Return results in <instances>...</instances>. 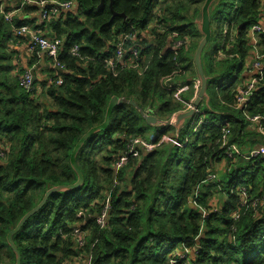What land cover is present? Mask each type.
<instances>
[{"label": "trees", "instance_id": "1", "mask_svg": "<svg viewBox=\"0 0 264 264\" xmlns=\"http://www.w3.org/2000/svg\"><path fill=\"white\" fill-rule=\"evenodd\" d=\"M58 1L77 6L65 19L50 20L51 38L62 44L57 57L62 68L49 67L48 81L36 80L30 89L19 84L21 70L12 72L15 50L10 45L17 40L12 28L21 22L12 25L0 15L2 263L15 262L6 235L20 218L49 188L76 181L70 153L89 128L102 123L112 96L133 100L138 108L163 120L182 110L193 96L189 90L180 101L174 99L163 78L172 75L177 65L186 72L201 37L195 20L204 0H113L112 9L125 16L113 19L109 0L101 6V0ZM33 6L23 8L28 12ZM213 7L211 37L214 34L220 43L212 56L210 75L219 83L215 100L207 85L208 104L202 102V110L178 131L176 141L185 145L163 142L148 152L138 149V155L129 157L115 173L113 163L133 137L147 141L153 129H164L161 134L174 129L147 125L131 104L115 106L107 128L91 135L76 155L83 184L51 194L13 235L20 264H78L88 259L91 264H170V253L180 250L181 243L190 249L189 264H264V157L246 155L256 145H264V136L234 106L243 80L224 81L236 63L240 67L253 55L247 31L263 17L264 4L216 0ZM148 26L146 38L127 42L138 48L144 70L108 71L103 60L113 54L120 36L139 35ZM225 28L226 43L231 39L222 51L234 56L218 59ZM172 32L190 39L187 51L178 50L175 55L167 47ZM74 45L80 56L71 53ZM257 49L264 55V32L258 35ZM39 53V49L32 51L27 69L41 66ZM49 65H53L51 59ZM58 77L61 84L56 82ZM182 77L185 80L187 74ZM246 113L259 115L264 126V70ZM223 120L229 122L227 144H236L240 155L225 154ZM174 133L168 135L173 139ZM209 173L216 178L206 180ZM107 200L106 225L100 227L96 217ZM200 207L206 210L205 216ZM237 210L235 219L232 213ZM75 227L84 234L81 246L73 235Z\"/></svg>", "mask_w": 264, "mask_h": 264}, {"label": "built area", "instance_id": "2", "mask_svg": "<svg viewBox=\"0 0 264 264\" xmlns=\"http://www.w3.org/2000/svg\"><path fill=\"white\" fill-rule=\"evenodd\" d=\"M261 2L264 4V0H261ZM23 3L27 4H36L40 8L41 16L44 20H50L56 17V15L62 11L67 10L72 6V3L70 1H64L60 2L58 0H23L21 5ZM15 10L7 11L3 5V0H0V15L3 16L4 20L6 22L12 21V16ZM150 26H148L146 29L141 30L140 34L138 35L136 32L132 35H121L118 41L115 44L114 52L111 56L105 58L103 62L105 63L106 69L110 72L117 73L120 70L123 69H134L141 73L144 70L143 67V61L140 57V53L138 48L135 45L128 46L127 42H135L137 38L141 40L142 38L147 37V31ZM248 37H249V44L251 45V48L253 50V61L252 65L255 69V75L252 77L247 78L245 83L242 86L237 87L235 92V103L234 106L242 109L244 112V115L248 119V121L252 123L257 124V130L264 136V126L261 125V117L259 115L255 116H248L247 115V104L256 88V85L258 83V80L261 79L262 72L264 70V55L260 54L257 49V38L258 35L264 32V15L261 18L260 21H257L256 23L252 24L248 29ZM13 35L14 36H28L29 40V50L33 51L35 49H39L43 54L48 56L52 62V67L56 70L62 68V65L59 63L57 57H58V51H59V45L61 42L59 40H52L43 34H41L37 29H34L28 25H20L18 27L13 28ZM227 35L226 28L223 32L224 40L221 43V46L217 53V58H225L227 56L232 57L234 54H225L222 51V46H228L230 44L231 36L229 37V43H226L225 37ZM190 45V39L187 36H181L178 32H172L169 35V43L167 47L173 51V53L176 55L178 50H184L187 49ZM72 54L76 56L79 55V48L77 45H74L72 49L70 50ZM183 69L177 65L175 71L172 75L167 76L163 78V82L166 85V88L170 91H172V97L178 101L182 99V94L189 91L190 89L193 91V97L196 95V93L199 90V80L193 79L192 81H182V82H174L175 78L177 76H181L183 73ZM57 75V74H56ZM177 75V76H176ZM31 73L30 68L26 69L23 74L19 77V84L26 88L30 89L32 87L31 83ZM62 79L60 77L57 78L56 82L58 84H61ZM193 99V98H192ZM192 101V100H191ZM191 101L189 104H186L183 108V110H187L191 106ZM199 111V109L196 111V113ZM221 130H222V147L225 148V154L227 157L231 158L235 155H240L242 151L236 144H227V138L229 133V122L227 120H223L220 123ZM177 132L175 133V137L172 139L171 136L167 134H162L158 141L154 142L152 141H145L142 140L139 137H133L129 143L126 146V150L115 160L113 163V170L115 173H117L122 167H124L128 161L129 157H135L138 155V149L144 150V151H151L157 146L161 145L163 142H171L172 145H178L182 147L185 145V143L180 144L177 140ZM187 142V140H186ZM263 156L264 157V145L259 144L256 145L250 152L249 156ZM216 178L215 174H208L206 180H213ZM240 191L243 196H246L245 191L243 188H240ZM197 191L194 192V196L196 197ZM245 202L241 203V206H244ZM201 208V207H200ZM110 209V205L108 204V200L106 201L105 205L103 206L100 214L96 217V223L100 227H104L106 225L107 220V213ZM215 209V208H214ZM203 216L206 215V210L201 208ZM233 218H238L239 211H235L232 213ZM73 235L75 238V241L78 245L84 244V234L82 230L79 227H75L73 229ZM171 259L170 264H189V258H190V249L184 245V243H181L180 250H175L170 253ZM78 264H91L90 260H82Z\"/></svg>", "mask_w": 264, "mask_h": 264}, {"label": "water", "instance_id": "3", "mask_svg": "<svg viewBox=\"0 0 264 264\" xmlns=\"http://www.w3.org/2000/svg\"><path fill=\"white\" fill-rule=\"evenodd\" d=\"M103 1L104 0H101L99 6L102 5ZM215 1L216 0H204V3L202 4V6L200 8L199 18H197L195 20V24L197 26V30L199 31V33L201 35V38L198 41L197 46L195 48V51L193 53V63H194L197 79L199 80L200 86H199L198 92L196 93V95L193 97V99L191 101L190 108L187 110H179V111L173 113L168 119L163 120V119L158 118L152 112L148 113V112L142 110L141 108H138L133 100H123L117 96H112L108 102L102 123L89 128L78 139V141L76 142V144L74 145V147L70 153L69 161H70V165H71L72 169L76 173V176H77L76 181L71 183V184L57 185V186H53V187L49 188L44 193L42 199L38 202V204L36 206H34L32 209H30L28 212H26L20 218V220L18 221L16 226L7 233V235H6L7 244L10 246V248L12 249V251L15 254V262L13 264H20V262H21L20 252L17 249V247L14 244L13 239H12L13 235L21 228V226L26 222V220L28 218H30L33 214H35L45 204V202L47 201L48 197L51 194H53L55 192L69 191V190L75 189V188H77L83 184L84 177H83L82 171L80 170V168L78 167V165L76 163V155H77L79 149L85 143V141L91 135L107 128V126L109 125L111 112L115 106L121 105L123 103L131 104L137 108V110L139 111L140 115L144 118L147 125L156 126V127L172 126L173 128H175L176 132L178 133V131L184 126L185 121H187V120L190 121L189 119H191L196 114V111L198 110L199 106H201L202 102L206 105L208 104L209 95L207 93V85H208L209 77L205 74V72L203 70L201 54H202L203 48L208 43V41L210 40L211 35H212L210 9H211L212 4ZM112 3H113V0H109V7H110V10L112 13L111 19H113L116 16H120V17L125 18L124 14L116 13L112 9ZM30 73L32 76L31 83L34 84L37 80L36 74H35V69L30 68ZM246 155H249V154H246ZM191 204H192V202H191ZM0 264H9V263L0 262Z\"/></svg>", "mask_w": 264, "mask_h": 264}, {"label": "crops", "instance_id": "4", "mask_svg": "<svg viewBox=\"0 0 264 264\" xmlns=\"http://www.w3.org/2000/svg\"><path fill=\"white\" fill-rule=\"evenodd\" d=\"M22 2H23V0H3V5L7 11L15 10V12L13 13V16H12L11 24L13 25V21H19V22H21L20 25H28L34 29H37L41 34H43L44 36H46L50 39H52L51 38L52 36L50 35V34H52V32H50L51 31L50 30V22L52 20L59 19V18L65 19L69 13L70 14H72L73 12L75 13L77 10L76 3L75 4L73 3V5L69 9L60 11L56 15V17L53 19H50L51 20L50 21V20H44L42 18L40 8L38 7V5H36L34 3H32V4L23 3V5H21ZM24 5H28V6L34 5L33 6L34 9H31L28 12H25V9L23 8ZM14 27H16V26H13V28ZM13 28H12V32H13ZM13 37L17 38V40L15 43L10 45L11 48L15 50V56H14L15 70L13 69L12 72L17 73L19 70H21V72H18V74L20 73L19 76H21L22 72H24L28 68V63L31 59L32 51H30L29 47H28L29 46L28 36H25V35L24 36H14L13 35ZM219 43H220V41L216 42V44H215L216 48L214 49L213 56H215V54H216L215 50L217 49ZM60 45H62V44H60ZM189 47H190V45H189ZM189 47L187 49H184V50L187 51L189 49ZM39 52H40L39 54L41 55V60H40L41 66L38 67L37 70H35L36 71V73H35L36 79H37V81H41V80L48 81L49 76H48L47 72L54 70V68L52 67V65L51 66L49 65V59L50 58L48 56L44 55L41 51H39ZM44 56H46L48 59L44 60ZM252 61H253V55L251 56V58L250 57L246 58L244 63L240 67L238 65V70H236L237 75L234 79V81H236V83H239V80L240 81L243 80V84H244L245 81L247 80V78L255 75V69L253 68ZM192 63H193V56H192V60L191 61L188 60V62H187V70L185 72V75L187 74V78L185 80H183L182 76H177L175 78L174 82H182V81H186V80L192 81L193 79L197 78L196 71H194L195 67H194V65L192 66ZM49 67L51 68V70ZM55 76H56V73H55ZM207 76L210 79L213 78V76H211V75H207ZM183 94H186V92ZM192 98H193V96L189 99L188 102H190L192 100ZM188 122H189L188 120L185 121V124H187ZM153 128H158V127L154 126ZM163 130L164 129H160V130L153 129V130H151L150 134H149V139L147 141H152V140L158 138L159 137L158 133L161 134ZM168 131H169V133H167V135L168 134L172 135L173 132L176 133L175 128L172 130H168ZM175 133H174V135H175Z\"/></svg>", "mask_w": 264, "mask_h": 264}, {"label": "rangeland", "instance_id": "5", "mask_svg": "<svg viewBox=\"0 0 264 264\" xmlns=\"http://www.w3.org/2000/svg\"><path fill=\"white\" fill-rule=\"evenodd\" d=\"M213 10H214V7L211 9V29H212V31H214V27H215V17H214ZM215 44H216V39H215L214 34H213V36L210 38V40L208 41V43L203 48V51H202V54H201L202 67H203V70H204V72H205L206 75H210L211 74L210 73V70H211V65L213 64V58H212V56L214 54ZM237 65H238L237 63L234 65V71L228 77H226L224 79V81H230V80L235 79V77L237 75V73L235 72L237 70ZM194 71H195V69H194ZM184 75H185V73L183 72L181 74V76H184ZM216 85H218V81L216 79H210L209 80V83H208V92L213 95V100H215L214 88L216 87ZM200 108L202 110V106H199L198 109H200ZM217 119L218 120H221V117H217ZM187 124H185V125H187Z\"/></svg>", "mask_w": 264, "mask_h": 264}]
</instances>
